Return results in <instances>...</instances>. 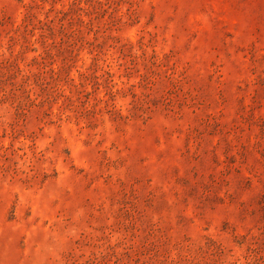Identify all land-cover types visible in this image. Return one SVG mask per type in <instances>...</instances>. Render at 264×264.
Instances as JSON below:
<instances>
[{
	"label": "rangeland",
	"instance_id": "obj_1",
	"mask_svg": "<svg viewBox=\"0 0 264 264\" xmlns=\"http://www.w3.org/2000/svg\"><path fill=\"white\" fill-rule=\"evenodd\" d=\"M0 264H264V0H0Z\"/></svg>",
	"mask_w": 264,
	"mask_h": 264
}]
</instances>
